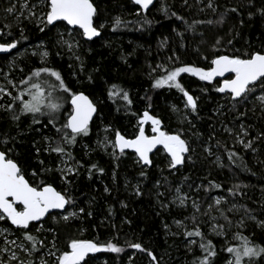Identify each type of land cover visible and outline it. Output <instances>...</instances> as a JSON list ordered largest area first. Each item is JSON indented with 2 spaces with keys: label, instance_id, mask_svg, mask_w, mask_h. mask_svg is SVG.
I'll list each match as a JSON object with an SVG mask.
<instances>
[{
  "label": "trees",
  "instance_id": "obj_1",
  "mask_svg": "<svg viewBox=\"0 0 264 264\" xmlns=\"http://www.w3.org/2000/svg\"><path fill=\"white\" fill-rule=\"evenodd\" d=\"M92 1L102 33L86 40L77 29V60L61 47L60 29L68 28L64 22L50 25L44 20L38 25L23 19L3 33V10L9 1L0 0V40L15 42L16 50L43 43L48 51L46 62L26 55L12 71L18 86L0 109V150L18 163L31 184L53 185L69 199L68 209L74 206L77 211L69 219L55 212L28 228L14 227L3 217L0 226L26 243L31 264H38L37 256L49 246L61 255L69 251L72 240L103 247L85 258L87 264H200L205 257L207 264H234V253L227 248L242 247L245 239L249 246L264 247V100L258 97L264 79L236 100L219 93V80L181 73L178 82L195 97V110L175 86H154L177 67L210 69L221 55L247 59L264 53V0H157L148 11L130 0ZM9 56L0 55V69L9 67ZM44 64L60 73L68 91L49 74L32 76ZM30 77L29 83H21ZM31 83L45 87V99H63L62 107L54 114L47 107H42L43 115L22 112L17 97L30 99L25 89ZM78 92L90 96L98 113L86 135L67 143L57 129L67 123L72 96ZM145 112L186 141L189 151L180 166L172 167L162 150L146 166L132 152L112 156L96 144L101 128L111 138L115 133L133 138ZM57 145L64 154L52 150ZM60 155L72 166L64 178L55 169ZM177 191L188 193L186 205L173 201ZM216 197L236 206L226 209L227 220L219 222L223 236L211 232L209 222L214 212L207 206ZM197 230L201 236L188 235ZM28 235L35 238V246ZM209 241L212 256L200 246ZM137 243L141 249L132 247ZM108 244L121 251H112ZM20 258L25 263L27 255L21 253ZM247 260L264 264V252L242 257V264ZM2 264L16 262L3 258ZM43 264L58 261L48 257Z\"/></svg>",
  "mask_w": 264,
  "mask_h": 264
},
{
  "label": "snow or ice",
  "instance_id": "obj_2",
  "mask_svg": "<svg viewBox=\"0 0 264 264\" xmlns=\"http://www.w3.org/2000/svg\"><path fill=\"white\" fill-rule=\"evenodd\" d=\"M139 5H142L144 9H147L152 4L153 0H135ZM24 7H27L25 3ZM13 8H9L8 11H13ZM96 12L91 0H50V10L46 14V19L49 24L57 20H65L70 25H79L83 29V34L89 38L98 36L99 32L96 27L93 26V16ZM34 15L35 13H31ZM117 23H120L117 19ZM15 47V43L0 44V50H7ZM215 67L205 71L203 68H197L191 65H185L172 69L166 76H162L155 82V87H161L163 85L175 86L184 92L187 97V103L193 110L196 109L195 99L189 95L178 82V77L181 73H193L198 75L202 80H211L214 76L223 75L225 72L235 73V78L225 80L223 87L219 91L223 92L225 89H230L234 97H241L251 89L249 85L252 82L264 79V54L256 52L248 59H241L240 57L219 56L212 61ZM49 74L55 78V81L59 82V88L64 91H68L59 72L50 68L36 69L32 76L40 77L41 74ZM29 81H21V83H29ZM113 89L117 86L113 85ZM25 91L31 97L28 100L23 99V94L17 97L22 102L21 111L24 113H40L44 114L42 107H47L49 113L54 114L59 110L60 105L54 102H49L46 105L42 103L44 100L43 93L45 87L39 83H31L30 87H27ZM115 92H110V95H115ZM124 99L128 100V94L124 93ZM264 100V96L261 97ZM130 102V101H129ZM72 105L74 106L73 112L67 120V123L62 126L61 129H57L58 132H63V139L67 143H74L76 135L87 134L89 131L88 124L95 112V105L92 101L83 93L73 94ZM17 117H14V119ZM145 120H151L154 125L153 131L158 135L146 136L143 128L140 129V134L133 140H128L119 133L116 134V146L123 152L125 148H134L139 156L146 162L151 163L149 160V152L157 145L163 144L167 151L171 154L172 162L171 166L175 167L183 162V153L189 151V147L185 140L181 138L179 134H168L160 131L158 127L161 123L156 117H152L148 112L144 113ZM54 122V115L53 121ZM68 129L71 130V134L68 133ZM243 143V141H241ZM53 151L57 153H65V149L57 145ZM231 157V153L229 154ZM95 167V165L93 166ZM101 171H103L101 169ZM8 197H13L14 200H9ZM19 201L23 204V211H17L14 204ZM183 202V201H182ZM68 203L65 196L56 191L51 185L44 186L41 189L32 187L28 181L20 174V169L17 164L11 160L6 159V153L0 151V209L11 219L12 223L18 226L27 228L30 221L39 220L48 212L49 209L64 208ZM219 203V201H217ZM83 211V209H81ZM72 215H75L73 213ZM67 219V217H65ZM179 223V222H178ZM189 236L196 235L201 236L199 230L194 233L189 232ZM28 240L34 241L35 238L31 235L27 236ZM42 243V242H41ZM250 242L245 239L242 247H229L227 251L234 253V264H242V257L244 256H257L264 252V247H252L249 246ZM201 248H204L210 256L215 255L214 251H209L211 248V241L207 245L201 244ZM108 248L112 251L120 252L121 249L113 244H108ZM132 247L141 249L140 244H134ZM70 251H65L58 258V264H81V261H85V257L89 253H93L99 250V246L90 240H72L70 244ZM51 254V253H50ZM153 259L155 257L153 256ZM85 264L87 262L85 261ZM200 264H207V257L204 258Z\"/></svg>",
  "mask_w": 264,
  "mask_h": 264
},
{
  "label": "rangeland",
  "instance_id": "obj_3",
  "mask_svg": "<svg viewBox=\"0 0 264 264\" xmlns=\"http://www.w3.org/2000/svg\"><path fill=\"white\" fill-rule=\"evenodd\" d=\"M9 1V2H8ZM8 5L4 8L3 10V20H4V25L2 28L3 33H6V30L11 25H18L22 22L23 19L25 20H32L33 22H37L38 25H41L44 20L46 19V12L43 10L45 7L44 1H32L30 2L29 0H7ZM25 3L27 4V7H24ZM13 8L14 10L9 12L8 9ZM31 13H35L32 15ZM67 25V24H66ZM67 29H60L59 35H60V43L62 44L61 47L69 53V55L77 60H79V56L77 55V50L80 49L81 42L79 40V30L78 28H70L67 26ZM1 31V32H2ZM10 43H15V42H10ZM16 46V44H15ZM9 67L6 70L0 69V109H4L6 103L13 99L14 95L13 92L17 90L18 82L16 81V78L13 76L12 71L14 70V67L18 65V62L21 57H24L26 55H34L37 56L38 59L40 60L39 62L44 63L46 62L48 51L46 49V46L43 43H38L30 47H26L25 49L22 50H16L13 51L11 54H9ZM43 68H49L46 67V64H44ZM20 70V67L18 68ZM210 70V69H205V71ZM193 74V73H189ZM48 75V74H47ZM195 75V74H193ZM20 77V74H18ZM199 77L198 75H195ZM54 78V77H53ZM76 78V77H75ZM200 78V77H199ZM201 79V78H200ZM44 85H50L47 81H44ZM68 94V93H67ZM44 100L42 101L43 104H47L49 102H52V99L46 98L45 95ZM264 96V92L259 94L258 97ZM45 101V103H44ZM54 102V100H53ZM63 103V99L60 101ZM59 104L61 107V103L54 102ZM64 104V103H63ZM186 107L184 106V109ZM71 112V108L69 109L68 113ZM158 118V117H156ZM159 119V118H158ZM160 120V119H159ZM161 122V121H160ZM145 124L146 127L149 128V131L147 132L148 134H155L156 132L153 131L154 125L152 124L151 120H145L144 117L139 120L138 124V131L136 135L138 134L140 127ZM160 129H163L167 132L166 129L163 128L162 123L159 124L158 126ZM107 129L101 128L98 131L97 135V141L96 144L105 152L110 153L112 156H114L115 152L117 151L116 149V143H115V136L114 138H111L110 134L107 133ZM147 131V130H146ZM135 135V136H136ZM134 136V137H135ZM242 137H240V141H242ZM163 152V150H162ZM164 153V152H163ZM186 153L183 155V160H185ZM12 159V158H11ZM138 159V158H137ZM170 159V158H169ZM139 162H141L138 159ZM171 161V159H170ZM172 162V161H171ZM56 171L60 173V175L64 178L68 173H71L72 171V166L70 165L67 157L65 156H59L57 159V165H56ZM190 197L188 196V193L177 191L176 195L174 196L173 201L177 203L178 205H186L187 202L189 201ZM183 201V202H182ZM219 201V203H217ZM70 206L71 203L69 202ZM196 204L195 206H197ZM69 206V205H68ZM228 207V208H227ZM208 209H212L214 214L211 216L209 222L212 224L211 225V232H214L217 235H222L223 236V230L221 228L220 223L223 222L226 219L225 216V211L226 209L232 210L235 209L236 206L231 204L228 200L216 197L213 199L212 205L207 206ZM216 209V212H215ZM75 213V215H72ZM77 211L75 210V207L72 206L69 209L67 208L65 211L60 212V217L65 218L67 217L72 218L76 216ZM4 215L0 212V219H2ZM227 220V219H226ZM220 222V223H219ZM39 227L42 225L39 224ZM186 225H182V227H185ZM38 227V228H39ZM0 239L2 240V246L0 250V264L3 263V258H7L9 260H13L16 262V264H31L32 262L29 261L30 257L32 256V252L25 246L26 243L22 241V239L16 237L13 235V232L5 227L0 226ZM99 246V245H98ZM103 249V247L99 246V250ZM71 249H69L70 251ZM98 250V251H99ZM24 253L27 255V258L25 260V263L22 262L20 258V254ZM51 253V254H50ZM97 253L93 252L91 254L95 255ZM61 256V254L56 253L52 247H47L42 253H40L37 256L36 262L38 264H43L45 262V258H52L55 261H58V258ZM229 263L231 261H228ZM244 264H254L253 261L247 260L246 263Z\"/></svg>",
  "mask_w": 264,
  "mask_h": 264
},
{
  "label": "water",
  "instance_id": "obj_4",
  "mask_svg": "<svg viewBox=\"0 0 264 264\" xmlns=\"http://www.w3.org/2000/svg\"><path fill=\"white\" fill-rule=\"evenodd\" d=\"M48 1L50 2V0H48ZM130 1L133 2L135 5L139 6L143 11H148V10H149V9H150V8L156 3L157 0H153L152 4L149 5V7H148L147 9H144L142 5L137 4V3L135 2V0H130ZM91 2L93 3L92 0H91ZM93 5H94V7L96 8V6H95L94 3H93ZM96 12H97V8H96ZM96 12H95V14H94V16H93V21H92V22H93V26L97 28V30H98V32H99V35H98V36H93V37H91V38H89V37H87V36L84 35V37H85L86 40H93V39L98 38V37L101 36V33H102V32H101V29H100L99 27H97L96 24H95V15H96ZM57 22H64V23H66L70 28H78V29H80V30L83 32V29L80 28L79 25H70V24H68L67 21H65V20H57V21H54L53 23H51V25H53V24H55V23H57ZM0 44H5V43H1V42H0ZM14 48H15V47H14ZM14 48L7 49V50H0V54H9V53H11V52L14 50ZM262 54H264V53H262ZM221 56H228V55H221ZM215 59H216V58H215ZM247 59H248V58H247ZM213 67H215V65H213V63H212V67H211V68H213ZM211 68H210V69H211ZM234 78H235V73H233V72H225L223 75H217V76H214L212 80H220V81H221V82H220V85H219V89H220L221 87H223V85H224V81H225V80H230V79H234ZM259 81H260V80H258V81H256V82H252V84H250L249 87H250V86H253V85H255V84H257ZM79 93H83L84 95H86V96L92 101V103L95 105V109H96V110H95V112L92 113V116H91V118H90V120H89V124H88V127H89V126L91 125V123L93 122L94 118L96 117L97 113H98V106H97V104H96V103L90 98V96H89L88 94H86L85 92H78L77 94H79ZM187 93H188V92H187ZM219 93H221V94L229 93V94H231L232 97H233L234 99H236V100L242 98V97L245 95V94H243L241 97H234L233 94L231 93L230 89H225V91H223V92L219 91ZM188 94L191 95V96L195 99V97H194L191 93H188ZM186 99H187V97H186ZM195 101H196V99H195ZM73 108H74V106H73L72 103H71V114H72V112H73ZM71 114H70V115H71ZM70 115H69V117H70ZM145 127H146V125L143 124V125L140 127V129L143 128V130H144V134H145L146 136L151 137V136H154V135H158L157 132H156L155 134H152V135L147 134V132H146V130H145ZM160 131L166 132V131L163 130V129H160ZM166 133H168V134H177V133H171V132H166ZM119 134L122 135V136H124V135L121 134V133H119ZM139 134H140V130H139L138 134H137L135 137H133V138H129V137H126V136H124V137H125L126 139H128V140H133V139H135ZM115 143H116V137H115ZM116 148H117L118 151H120V149H119L118 146H116ZM158 150H163L164 153H165V154L171 159V161H172L171 154L167 151V149L165 148V146H164L163 144H157V145L151 150V152H149L148 155H149V160L151 161V163H146V162H145V161L139 156V153L136 152V150H135L134 148H125V149L123 150V152H126V151L132 152V153H134V154H135V155H136V156L142 161V164H143V165L151 166V165H152V156H153V154H155ZM0 151H2V150H0ZM2 152H3V151H2ZM120 152H121V151H120ZM183 155H185V153H183ZM6 159H11V158H9V157L7 156V154H6ZM11 160H13V159H11ZM13 161H14V162L17 164V166L19 167V169H20V174L23 175V174L21 173V168H20V166L18 165V163H17L15 160H13ZM182 163H183V162H182ZM182 163H181V164H182ZM181 164H178V165H176V166H180ZM23 176H24V175H23ZM24 178L28 181V183H29L32 187H36V186H34L33 184H31V183L29 182V180H28L25 176H24ZM48 185H50V184H47V185H44V186H48ZM44 186H42V187H44ZM51 186H52L56 191H58V192H60L62 195H64V194H63L60 190H58L56 187H54L53 185H51ZM42 187H40V188L36 187V188L41 189ZM64 196H65V195H64ZM65 198H66V200L68 201V203L65 204L64 208H54V209H49L48 212L45 213V215H44L43 217H41L39 220L30 221L28 227H29L32 223H36V224H38V223L44 221V220H45L49 215H51L52 213H55V212H63V211H65V210L68 208V205H69V199H68L66 196H65ZM8 199H9V200H14L13 197H8ZM14 206H15V208H16L17 211H23L24 206H23V204H22L21 202L16 201L15 204H14ZM0 212L4 215L5 218H7V220L10 222V224H11L12 226H14V227L24 228V227H22V226H18V225L13 224L12 221H11V219L7 216L6 213L3 212L2 209H0ZM28 227H27V228H28ZM90 254H91V253H89L88 256H89ZM88 256H87V257H88ZM87 257H85V258H87ZM81 262H82V261H81Z\"/></svg>",
  "mask_w": 264,
  "mask_h": 264
},
{
  "label": "flooded vegetation",
  "instance_id": "obj_5",
  "mask_svg": "<svg viewBox=\"0 0 264 264\" xmlns=\"http://www.w3.org/2000/svg\"><path fill=\"white\" fill-rule=\"evenodd\" d=\"M40 1H44V3H45V7H44V11L47 13L49 10H50V2L48 1V0H40ZM46 9H48V10H46ZM57 23H59V22H57ZM57 23H55V24H57ZM55 24H53V25H55ZM66 24V23H65ZM68 26V25H67ZM0 32H1V27H0ZM0 42L1 43H5V42H2L1 40H0ZM5 44H11V43H5ZM16 50V46H15V48H14V50L13 51H15ZM12 51V52H13ZM11 52V53H12ZM11 53H9V54H11ZM1 55V54H0ZM221 81L219 80V83H220ZM220 85V84H219ZM145 130H146V127H145ZM147 132V131H146ZM148 134V133H147ZM149 135H152V134H149Z\"/></svg>",
  "mask_w": 264,
  "mask_h": 264
},
{
  "label": "bare ground",
  "instance_id": "obj_6",
  "mask_svg": "<svg viewBox=\"0 0 264 264\" xmlns=\"http://www.w3.org/2000/svg\"><path fill=\"white\" fill-rule=\"evenodd\" d=\"M51 25V24H50ZM83 33V32H82ZM84 35V34H83ZM85 38V37H84ZM189 93V92H188ZM71 114V113H70ZM116 137V136H115ZM117 149V148H116ZM118 151V150H117ZM120 152V151H119ZM164 152V151H163ZM165 154V153H164ZM137 157V156H136ZM138 158V157H137ZM139 159V158H138ZM140 160V159H139ZM141 161V160H140ZM141 163H142V161H141ZM47 185V184H46ZM58 213H60V212H58ZM53 214V213H52Z\"/></svg>",
  "mask_w": 264,
  "mask_h": 264
}]
</instances>
